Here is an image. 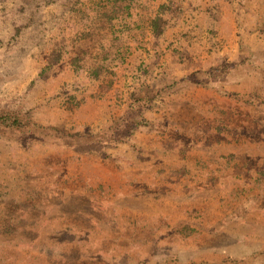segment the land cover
Listing matches in <instances>:
<instances>
[{
	"label": "rangeland",
	"instance_id": "rangeland-1",
	"mask_svg": "<svg viewBox=\"0 0 264 264\" xmlns=\"http://www.w3.org/2000/svg\"><path fill=\"white\" fill-rule=\"evenodd\" d=\"M111 2L0 0V264H264V0Z\"/></svg>",
	"mask_w": 264,
	"mask_h": 264
},
{
	"label": "trees",
	"instance_id": "trees-1",
	"mask_svg": "<svg viewBox=\"0 0 264 264\" xmlns=\"http://www.w3.org/2000/svg\"><path fill=\"white\" fill-rule=\"evenodd\" d=\"M109 1H112L111 13L112 16L114 17V15H119L117 13L119 12L120 9L122 10L124 8H128L134 0H109ZM167 22L168 20L164 19L161 15H158L156 18L153 19L152 26L154 29V33L157 36H161L164 33V27L167 24ZM145 95L146 96L141 95L140 89L132 93L133 97H138L139 101L140 99H142L144 102L147 101L152 102L153 99H155L154 97H156V96H149L150 94H145ZM14 124H16V122H14Z\"/></svg>",
	"mask_w": 264,
	"mask_h": 264
},
{
	"label": "crops",
	"instance_id": "crops-1",
	"mask_svg": "<svg viewBox=\"0 0 264 264\" xmlns=\"http://www.w3.org/2000/svg\"><path fill=\"white\" fill-rule=\"evenodd\" d=\"M158 15H161L164 19H166V17L163 16L162 13H160V10H157V11L154 13V16H152L153 18H152V20L150 21V22H151V30H152V34H154V36H156V37H160V36H157V35L154 33V29H153V26H152V22H153V19L156 18ZM125 16H127V15H125ZM115 17H116V16H115ZM115 17H113V18L115 19ZM114 19H112V20H114ZM166 26H167V24H166L165 27H164V31H165Z\"/></svg>",
	"mask_w": 264,
	"mask_h": 264
}]
</instances>
